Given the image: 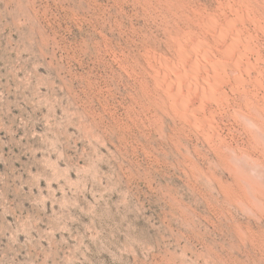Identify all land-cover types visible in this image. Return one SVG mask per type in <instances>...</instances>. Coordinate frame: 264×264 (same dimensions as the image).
Returning <instances> with one entry per match:
<instances>
[{
    "label": "rangeland",
    "instance_id": "374dc122",
    "mask_svg": "<svg viewBox=\"0 0 264 264\" xmlns=\"http://www.w3.org/2000/svg\"><path fill=\"white\" fill-rule=\"evenodd\" d=\"M262 170L264 0H0V264H264Z\"/></svg>",
    "mask_w": 264,
    "mask_h": 264
},
{
    "label": "bare ground",
    "instance_id": "6f19581e",
    "mask_svg": "<svg viewBox=\"0 0 264 264\" xmlns=\"http://www.w3.org/2000/svg\"><path fill=\"white\" fill-rule=\"evenodd\" d=\"M235 12V11H234ZM235 17V16H234ZM229 18V17H228ZM246 18V17H245ZM213 19V18H212ZM230 19V18H229ZM228 19V20H229ZM241 19V18H240ZM244 19V18H243ZM215 20V19H214ZM225 20V19H224ZM258 20V19H257ZM233 21V20H232ZM230 22V21H229ZM217 24V23H216ZM260 24V23H259ZM206 25V24H205ZM222 26V25H221ZM231 26V25H230ZM257 27V26H256ZM260 27H262V26H260ZM204 28V27H203ZM208 28H209V26H208ZM222 29V28H221ZM234 29V28H233ZM236 29V28H235ZM230 31V30H229ZM224 32V31H223ZM236 32H237V30H236ZM222 33V32H221ZM228 33V32H227ZM234 33V32H233ZM207 34V33H206ZM213 34V33H212ZM211 34V35H212ZM226 34V33H225ZM210 35V36H211ZM218 35H219V33H218ZM214 36V35H213ZM251 36V35H250ZM222 37H224V36H222ZM232 37V36H231ZM238 37V36H237ZM233 38V37H232ZM224 39V38H223ZM199 40H201V39H199ZM238 40H240L241 42H242V40L241 39H232L231 40V44H234V45H231V46H236V44H237V42H238ZM206 42H208V41H206ZM197 44H198V42H197ZM228 45V44H227ZM229 46V45H228ZM207 47H209V46H207ZM228 48V47H227ZM244 48V47H243ZM194 49V48H193ZM212 49V48H211ZM234 49V48H233ZM246 49V48H245ZM244 49V50H245ZM198 50V49H197ZM247 50V49H246ZM250 50V49H249ZM190 51V50H189ZM195 51V50H194ZM200 51V50H199ZM213 51V50H212ZM220 51V50H219ZM225 51V50H224ZM231 51V50H230ZM183 52V51H182ZM236 52V51H235ZM207 53V52H206ZM209 53V52H208ZM219 53V52H218ZM258 53V52H257ZM184 54V53H183ZM205 54V53H204ZM212 54V53H211ZM210 54V55H211ZM224 54V53H223ZM209 55V56H210ZM239 55V54H238ZM212 57H213V59H212V61H213V63H212V65H211V67L213 66V70L215 71V76H213V77H211V75H210V77L211 78H209V77H207V78H209V80H207V81H205L204 80V84L201 86V92H202V94L203 95H205L206 96V94H209V96L210 97H212L213 99L214 98H216L217 99V97H219V96H221L223 93L222 92H217L218 90L217 89H219L218 87H220L219 85H218V83H220V81H221V79H223V77L220 79V78H217V74H218V72H220V71H226V69L227 68H232V67H234V65H236V64H234L233 63V65L230 63V62H228V61H226V60H224V59H222V58H219L216 54H212L211 55ZM202 57V56H201ZM208 57V56H207ZM188 58V57H187ZM186 58V59H187ZM227 58H229V57H227ZM226 58V59H227ZM231 58V57H230ZM236 59L238 58V57H235ZM184 59V58H183ZM197 59V58H196ZM205 60V59H204ZM238 60V59H237ZM183 61V60H182ZM233 61V60H232ZM236 61V60H235ZM240 61V60H239ZM238 61V62H239ZM237 62V61H236ZM235 62V63H236ZM242 62V61H241ZM194 63V62H193ZM192 63V64H193ZM199 63H200V61H199ZM240 63V62H239ZM239 63H238V65H239ZM196 64H198V63H196ZM211 64V63H210ZM247 64V63H246ZM171 66V65H170ZM198 66V65H197ZM204 66V65H203ZM193 67V66H192ZM195 67H196V65H195ZM236 68H237V66H235ZM182 68V67H181ZM198 68V67H197ZM202 69H204V68H202ZM206 69V68H205ZM246 69H248V68H246ZM245 69V70H246ZM192 70H194V69H192ZM199 70V69H198ZM208 70V69H207ZM232 70V69H231ZM237 70V69H236ZM174 71V70H173ZM194 71H196V70H194ZM201 71V70H200ZM233 71V70H232ZM186 72V71H185ZM236 72V71H235ZM182 73V72H181ZM188 73V72H187ZM191 73V72H190ZM196 73V72H195ZM217 73V74H216ZM186 74V73H185ZM220 74V73H219ZM225 74V73H224ZM166 75V74H165ZM214 75V74H213ZM226 75V74H225ZM241 75V74H240ZM237 76V75H236ZM171 77V76H170ZM219 77V76H218ZM225 77V76H224ZM155 78H157V77H155ZM172 78V77H171ZM179 78V77H178ZM181 78V77H180ZM239 79H237L236 80V82L238 83V84H243L245 81H243V79H241L240 77H238ZM189 78L187 77V80H188ZM224 80V79H223ZM226 80V79H225ZM254 80H256V79H254ZM156 81V80H155ZM158 81V80H157ZM161 81V80H160ZM173 81V80H172ZM229 81V80H228ZM234 81H235V79H234ZM174 82V81H173ZM173 82H168L169 84H171V83H173ZM200 82V81H199ZM223 82V81H222ZM235 82V83H236ZM249 82V81H248ZM167 83V84H168ZM200 84H202L201 82H200ZM199 84V85H200ZM227 84V83H226ZM175 85V84H174ZM187 85V84H186ZM185 85V86H186ZM189 85V84H188ZM196 85H198V83H196ZM198 85V86H199ZM215 85H218V87L217 86H215ZM223 85V83L221 84V86ZM257 85H259V84H257ZM261 85V84H260ZM172 86V85H171ZM180 86V85H179ZM191 86V85H190ZM164 87V86H163ZM170 88V87H169ZM188 88V87H187ZM217 88V89H216ZM167 89H168V87H167ZM177 89V88H176ZM181 89V88H180ZM180 89L178 88V90H174V89H172V92H170L171 93V98H175L176 100H177V102H179V108H180V110L187 116V118H189L190 120H193V118H195L193 115H191V114H189V106H188V104H187V102L185 101V98L184 97H182L181 96V94H180ZM170 90V89H169ZM197 90V89H196ZM237 90V89H236ZM198 91V90H197ZM196 91V92H197ZM225 92V91H224ZM192 93V92H191ZM221 93V94H220ZM248 93V92H247ZM188 94H189V92H188ZM226 95V94H225ZM254 95V94H253ZM208 96V95H207ZM203 97V96H202ZM168 98V97H167ZM206 98V97H205ZM209 98V97H208ZM211 98V99H212ZM221 98V97H220ZM203 99V98H202ZM215 99V100H216ZM220 100V99H219ZM188 101V100H187ZM200 102H202V101H200ZM198 104H200V103H198ZM246 105V104H245ZM248 105V104H247ZM197 107V106H196ZM178 108V109H179ZM202 108V107H201ZM248 108V107H247ZM197 109V108H196ZM195 110V109H194ZM262 110V109H261ZM192 111V110H191ZM199 112V111H198ZM210 113V112H209ZM216 113V112H215ZM183 114V115H184ZM214 115V114H213ZM245 115V114H244ZM259 115V114H258ZM250 116V115H249ZM234 117V116H233ZM197 118V117H196ZM236 118V117H235ZM202 119V118H201ZM209 119V118H208ZM214 119V118H213ZM250 119V118H249ZM207 120V119H206ZM211 121H213V120H211ZM206 122H208V121H206ZM214 122V121H213ZM259 123V122H258ZM199 125V124H198ZM198 125H196V126H198ZM200 126V125H199ZM208 126V125H207ZM216 126V125H215ZM218 126V125H217ZM211 127V126H210ZM212 128V127H211ZM210 128V129H211ZM208 132V131H207ZM202 133H203V131H202ZM209 133V132H208ZM212 134H214V133H212ZM216 134V133H215ZM206 137V136H205ZM212 137V136H211ZM207 139V138H206ZM208 140V139H207ZM220 142V141H219ZM244 152V151H243ZM247 153V152H246ZM234 154V153H233ZM232 154V155H233ZM233 156H235V155H233ZM240 155H238V156H236V157H239ZM241 157V156H240ZM250 158V157H249ZM236 159H238V158H236ZM240 160V159H239ZM245 160V159H244ZM240 162H242V161H240ZM247 162V161H246ZM240 165H241V163H240ZM258 165V164H257ZM243 166H245V165H243ZM247 166H249V165H247ZM246 167V166H245ZM250 167V166H249ZM241 168V167H240ZM239 168V169H240ZM250 168H252V166L250 167ZM241 171H243L242 170V168H241ZM255 171V170H254ZM257 171V170H256ZM263 172H264V170H262ZM262 173V172H261ZM248 174V173H247ZM257 176H259V175H257ZM262 176V175H261ZM260 176V177H261ZM252 183V182H251ZM255 186V185H254ZM255 189V188H254ZM260 190V189H259ZM253 195V194H252Z\"/></svg>",
    "mask_w": 264,
    "mask_h": 264
}]
</instances>
